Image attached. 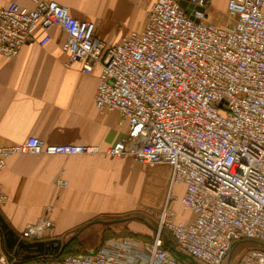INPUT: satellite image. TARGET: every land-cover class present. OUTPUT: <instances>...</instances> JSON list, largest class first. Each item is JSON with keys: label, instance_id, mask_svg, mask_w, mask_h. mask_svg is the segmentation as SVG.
Listing matches in <instances>:
<instances>
[{"label": "built area", "instance_id": "built-area-1", "mask_svg": "<svg viewBox=\"0 0 264 264\" xmlns=\"http://www.w3.org/2000/svg\"><path fill=\"white\" fill-rule=\"evenodd\" d=\"M29 1L33 8H0V56L15 58L37 31L45 46L48 30L59 28L66 66L79 63L86 75L100 68L96 110L116 111L127 122L126 138L107 154L119 158L134 148L130 140H140L132 155L148 169H171L170 185L183 186L179 203L191 217L178 222L165 208L150 240L118 236L87 253L28 263L10 261L0 235V264H188L165 248L163 233L192 264H229L237 243L264 245V0H228L231 24L223 28L206 21L210 0H185V7L156 0L143 29L113 44L58 3ZM27 153L95 155L98 147L29 137L0 147V171L10 156ZM45 216L18 238L48 241L53 225ZM234 264H264V251L249 250Z\"/></svg>", "mask_w": 264, "mask_h": 264}, {"label": "crops", "instance_id": "crops-1", "mask_svg": "<svg viewBox=\"0 0 264 264\" xmlns=\"http://www.w3.org/2000/svg\"><path fill=\"white\" fill-rule=\"evenodd\" d=\"M44 1L58 3L76 19L95 23L99 38L113 44L131 31H105L99 21L101 15L109 12L110 17L118 18L130 13L136 4L146 3L148 9L156 0ZM227 2L210 0L206 21L226 27ZM12 5L34 7L29 0H0V8ZM262 11L264 14V7ZM143 23L135 31L143 29ZM48 34L50 41L45 46L39 45L42 32L37 31L34 40L27 42L15 58L0 56V147L20 145L35 137L45 145L97 146L98 153L10 156L0 171L6 196L5 203L0 204V216L19 236L46 215L55 240L96 217L124 212L127 179L133 187L142 167L134 156L112 158L107 154L117 141L126 138L128 126L118 112H98L95 108L100 68L86 75L79 63L66 66L63 32L54 27ZM58 180L65 186H57ZM178 187L175 191H181V197L183 186ZM48 208L52 211L46 213Z\"/></svg>", "mask_w": 264, "mask_h": 264}, {"label": "rangeland", "instance_id": "rangeland-1", "mask_svg": "<svg viewBox=\"0 0 264 264\" xmlns=\"http://www.w3.org/2000/svg\"><path fill=\"white\" fill-rule=\"evenodd\" d=\"M147 10L146 3L136 4L131 12L126 15L114 18L110 17L111 14L109 12H105V14L101 15L99 21L103 29L112 34H116L118 31H135L141 26V23L145 22L144 19L146 18ZM228 21H231V18H228ZM229 24H231V22H228V25ZM130 143L134 144V146L133 144L131 145V148H134L132 150L128 149L123 156L131 155L133 157L132 151L139 148L142 142L138 139H134L132 141L130 140ZM138 164L141 165L142 168L133 187L130 186V179H127L125 186L126 202L125 209L123 210L124 212H118L117 214L104 217H96L93 220L123 221L110 226L94 224L88 227L78 236L76 247L68 252H72V254L87 253V251L90 252L94 248L99 247L107 239L118 236H132L139 240H150L155 229H157L159 218L165 208L175 213L174 219L176 221L186 222L190 219V213L183 210L179 203L181 191H175V189H179L178 185H175L173 187L174 189L170 185L171 169L167 165L159 164L147 170L140 162ZM175 193H178V196ZM171 196L173 197L170 198ZM80 228L81 227L70 230L55 238V240L58 239L62 242H66L70 235ZM168 236L175 246V242L172 240L171 236L169 234ZM52 239H54V236H52L51 233L43 237V240ZM249 250L264 251V245L252 241L237 243L230 252L231 258L229 264H234L243 253ZM176 257L180 261L182 260L185 263H189L179 255Z\"/></svg>", "mask_w": 264, "mask_h": 264}, {"label": "water", "instance_id": "water-1", "mask_svg": "<svg viewBox=\"0 0 264 264\" xmlns=\"http://www.w3.org/2000/svg\"><path fill=\"white\" fill-rule=\"evenodd\" d=\"M182 7L186 6L185 0L180 1ZM188 12V10H187ZM123 220H109V221H92L88 224L81 227L73 236H71L66 242L62 241H36L32 243L24 242L20 240L18 236L9 228L6 222L0 216V235L3 240L5 251L7 252L8 258L10 261L15 263H24L25 261L33 259H49L60 257L65 248L77 238L85 229L94 225L101 224L104 226H110L122 222ZM22 252L23 254L20 257V260L15 261V258L18 259V253Z\"/></svg>", "mask_w": 264, "mask_h": 264}, {"label": "trees", "instance_id": "trees-1", "mask_svg": "<svg viewBox=\"0 0 264 264\" xmlns=\"http://www.w3.org/2000/svg\"><path fill=\"white\" fill-rule=\"evenodd\" d=\"M77 232V231H76ZM76 232H74V233H72L71 235H70V237L71 236H73ZM165 234V235H164ZM163 234V238H164V246H165V248L166 249H169V250H171L173 253H175V254H177L176 256H181L182 258H184V259H186L189 263L188 264H192V262H191V260H189L187 257H185L184 255H182L181 253H179V252H177L176 250H175V246L173 245V242L169 239V236H168V234L167 233H164ZM69 237V238H70ZM68 238V239H69ZM78 238V237H77ZM77 238H75L66 248H65V250L62 252V254H61V256H64V255H66V254H72V252H68V251H71V249H74L75 247H76V245H77V242H78V240H77ZM67 239V240H68ZM53 241H61V240H58V239H56V240H53ZM97 248V247H96ZM96 248H94V249H96ZM93 249V250H94ZM88 252V251H87ZM23 253L22 252H19L18 253V260H20V257H21V255H22ZM74 254H82V253H74ZM60 256V257H61ZM39 259V258H38ZM40 259H44V258H40ZM55 259V258H54ZM34 260H36V259H33V260H29V261H25L24 263H28V262H31V261H34ZM179 260V259H178ZM182 261V260H181ZM182 262H184V261H182Z\"/></svg>", "mask_w": 264, "mask_h": 264}]
</instances>
